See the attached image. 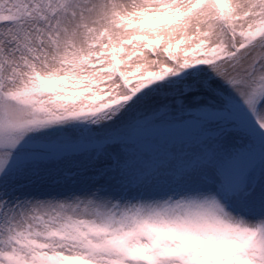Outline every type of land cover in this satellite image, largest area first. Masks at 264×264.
Masks as SVG:
<instances>
[{
	"label": "snow or ice",
	"instance_id": "6c2138e0",
	"mask_svg": "<svg viewBox=\"0 0 264 264\" xmlns=\"http://www.w3.org/2000/svg\"><path fill=\"white\" fill-rule=\"evenodd\" d=\"M0 264H264V0H0Z\"/></svg>",
	"mask_w": 264,
	"mask_h": 264
}]
</instances>
